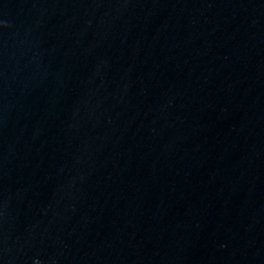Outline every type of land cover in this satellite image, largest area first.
Returning <instances> with one entry per match:
<instances>
[{"label": "water", "instance_id": "obj_1", "mask_svg": "<svg viewBox=\"0 0 264 264\" xmlns=\"http://www.w3.org/2000/svg\"><path fill=\"white\" fill-rule=\"evenodd\" d=\"M0 264H264V0H0Z\"/></svg>", "mask_w": 264, "mask_h": 264}]
</instances>
